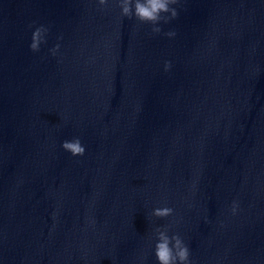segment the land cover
<instances>
[{
	"label": "clouds",
	"instance_id": "clouds-1",
	"mask_svg": "<svg viewBox=\"0 0 264 264\" xmlns=\"http://www.w3.org/2000/svg\"><path fill=\"white\" fill-rule=\"evenodd\" d=\"M123 17L132 18L133 16L141 23L151 24L152 32L159 33L161 28L158 26L161 22L168 23L170 20L178 17V11L173 5H177L181 0H118ZM99 5L104 6L108 0H98ZM48 29L43 25L36 27L32 32L31 43L29 45L31 51L38 52L41 43L44 42V37ZM174 31L166 33L167 36H175ZM59 44L52 49L53 54L58 50ZM171 62H165V71L169 70ZM62 148L71 153L72 156H83L85 147L82 146L79 138H74L71 141L65 140L62 143ZM238 204L233 202L232 213L235 214ZM173 214V209L169 207L156 208L152 215L158 218H166ZM156 243L154 254L158 264H191L189 259V247L184 243L179 234L169 236L168 230L157 228Z\"/></svg>",
	"mask_w": 264,
	"mask_h": 264
}]
</instances>
